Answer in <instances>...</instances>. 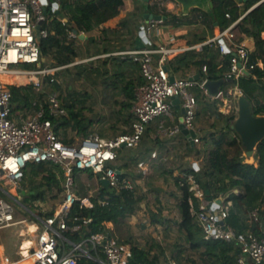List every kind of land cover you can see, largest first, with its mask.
Here are the masks:
<instances>
[{"label": "built area", "instance_id": "built-area-1", "mask_svg": "<svg viewBox=\"0 0 264 264\" xmlns=\"http://www.w3.org/2000/svg\"><path fill=\"white\" fill-rule=\"evenodd\" d=\"M49 6V0H0V232L24 225L31 236L30 248L22 251L23 257L19 261H14L9 256H0V264H17L25 259H31V264H79L81 258L100 264H129L133 257L131 246L120 243L114 237L95 234L80 243H74L65 237L66 233L78 232L91 223L90 218L80 217L72 218V223H69V213L76 202H80L84 208L93 206L91 198H81L74 191V173L91 171L102 180H107L109 187L133 189L131 182L122 178V172L116 166L119 151L123 148H135L142 140L147 126L158 118L173 117V97L180 99L185 110V128L197 132L195 118L198 100L192 90L198 88L209 96L205 87L207 80L175 78L171 82V74L165 65L171 49L160 47L157 50L144 48L133 51L130 55L140 65L143 83L135 89L132 132L113 138L91 133L77 142L63 141L55 131L51 117L66 116L67 110L59 92L47 91L46 85L49 81L61 86L62 81L57 73L64 67H40L41 50L36 32L38 24L46 20L44 9L48 10ZM58 6V3H52L54 11ZM227 17L230 15L227 14ZM160 22L152 20L148 24L145 30L147 39ZM232 29L233 26L209 42L216 43L223 55L230 49L225 38L235 39ZM40 34L47 37L44 30ZM156 53L161 54L158 64L153 56ZM230 53V67L224 76L225 80H238L257 68L264 70V64L251 62L246 46L238 45L235 52L230 50ZM32 65L36 68L29 69ZM202 70L207 73V66H203ZM2 76L26 77L28 85L35 92L45 94L38 102V108L27 114L14 115L11 85L1 79ZM237 93L242 94V91L237 90ZM225 94L224 91H219L214 98L221 99ZM160 128L166 131L164 125ZM180 131L181 126L178 124L166 132L172 136ZM188 139L194 144L201 142L199 135ZM30 163L54 164L62 169L66 177L65 198L56 213L46 220L32 213L36 221L34 226L26 218L17 217V208L10 201L14 199L19 203L16 196H21L19 190L23 189L25 171ZM139 166L142 167L143 164L140 163ZM187 179L192 183L191 190L194 191L195 198L200 201L198 208L192 201L190 203L192 214L203 230L204 239L207 242L220 241L236 245L240 251L238 264H264L263 205L258 204L246 216V222L249 226H256V230L238 233L227 222L229 208L233 204L230 202L228 207L222 204V200L207 199L194 176L188 175ZM87 242L91 244L89 250L85 248Z\"/></svg>", "mask_w": 264, "mask_h": 264}, {"label": "crops", "instance_id": "crops-1", "mask_svg": "<svg viewBox=\"0 0 264 264\" xmlns=\"http://www.w3.org/2000/svg\"><path fill=\"white\" fill-rule=\"evenodd\" d=\"M195 1L197 4L185 8L175 0H124L123 4L118 7V14L99 27L88 33H71L78 56L72 64L62 66L64 68L61 73L67 67H71L72 71L80 74V79H83L81 87H86V91L79 93L80 85L76 87L73 83L71 99L80 104L85 100L88 103L91 116L87 117L92 121L89 134L97 133L104 138H113L132 132L134 120L132 106L135 89L143 83V77L140 65L133 60L130 53L143 50L142 44L146 45L145 48L152 50L160 47L172 50L165 62L171 76L194 79L199 77L201 80L204 72L198 63L200 60L215 56L216 62L220 64L219 68L223 65L224 55L216 43L209 44V42L231 26L234 32V28L256 9L264 11L263 0H235L239 15L224 29H221L217 22H226V19L224 20L221 16L222 13L218 17L214 16L213 28L202 22V19L197 23L186 25L167 22L171 15L178 17L187 15L198 7L207 10L214 7V3L221 4L225 0ZM50 3H58L56 11L62 12L59 1ZM157 16L162 18L158 20L161 22L152 29L149 40L145 43L142 31L146 30L148 24L154 20L151 18ZM226 18L230 20L231 16L226 15ZM261 24L264 25V18L261 19ZM247 27L250 34H237L236 31L234 40L225 38L230 47L227 53H230V50L234 53L238 45H244L250 52L251 62L264 64V30L261 32V43H257L254 36L257 30L254 25L249 24ZM207 45H209L208 50L204 53ZM153 56L155 63L158 64L161 54L156 53ZM179 67L180 69L174 72ZM62 76L64 80L65 74L62 73ZM222 80L220 91L226 94L223 98H218L222 102L220 111L225 115L234 114L237 119L238 100L243 94L237 93L240 89L233 85L227 86L226 89L222 88L227 81L224 77ZM16 83L22 86L27 82ZM62 89L63 83L60 91ZM60 91L58 92L64 102ZM78 107L80 108L79 105ZM182 109L181 102L174 104L173 117L158 118L149 124L146 134L135 148H123L119 151L120 157L116 166L126 174L125 178L131 182L133 189H136V196L142 199L135 213L124 221L121 236L126 243L123 244L136 248L134 257L138 264H238L240 251L236 245L231 243L209 245L204 239V234L198 245L197 242L188 240L181 229L179 209L181 191L175 178L183 175L182 171L186 168L197 165L199 169L204 155L201 152L197 153V150L201 151L206 147L201 142L193 146L182 131L172 136L166 132L180 124L183 117ZM161 125H164L166 131L160 128ZM200 130L201 127H197L199 137ZM71 133V141L86 136H76L75 132ZM258 146L252 157H247L244 149V156L247 158L245 162L258 166L256 158ZM128 150L131 151L132 156L134 155L131 163L127 158ZM154 154L156 156H153ZM124 163L128 166L125 167ZM140 163L143 164L142 167L139 166ZM77 174L76 179L74 176L73 189L81 198L95 197L100 188L104 186L101 177L94 175L91 171H81ZM78 178L81 182L89 181L87 194L80 193L76 189L80 182ZM236 192L239 193L238 190ZM220 200L223 205H226L224 198L217 199V201ZM230 202L233 204L231 208H234V203ZM260 203L264 209V201L261 200ZM141 213H143L141 221L136 222L137 218L140 219ZM247 213L244 214L245 219ZM107 227L114 229L115 226L108 223ZM68 245L70 247V244ZM85 248L89 250L90 246L86 244ZM3 249V245H0V256H9L3 255Z\"/></svg>", "mask_w": 264, "mask_h": 264}, {"label": "trees", "instance_id": "trees-1", "mask_svg": "<svg viewBox=\"0 0 264 264\" xmlns=\"http://www.w3.org/2000/svg\"><path fill=\"white\" fill-rule=\"evenodd\" d=\"M49 1H59L62 6V12L54 11L50 3L47 10V18L41 29L47 32V37L44 38L41 34L37 35L43 68L72 64L78 53L75 49V42L72 39L71 33H88L99 27L118 14V7L123 4L124 0ZM220 13H222L221 16L224 20L226 19V22L216 21L219 22V27L224 29L231 21L237 19L239 15L235 0H225L221 4L214 3V7L207 10L198 7L190 14L180 17L171 15L167 22L176 25H186L197 23L202 19V22L207 23L210 28H213L214 16L218 17ZM227 14L231 16L230 20L226 18ZM263 18L264 11L256 9L234 28V32L237 31V34H250L247 25L253 24L257 30V34H254V36L257 43H261V32L264 30V25L261 24V19ZM64 19H66L65 22ZM208 46H205L204 53L208 50ZM230 60L231 53L225 54L221 68H219L220 64L216 62L215 56L200 60L198 62L200 67L207 66L208 68V72L201 75V80H222L229 70ZM179 69L180 67L175 69L174 72H177ZM62 73L68 76L66 89L68 92V98L66 99L68 101L66 103L63 102L67 115L59 118L51 117V119L55 126V131L63 141L69 142L72 140L69 129L75 132L76 136L87 135L90 133L92 121L85 116L83 109L78 107L80 103L71 99L73 83L80 79V74H75L71 67H67ZM229 85H233L242 91L243 96L247 97L251 102L252 110L257 116H264V70L257 68L250 72L248 76L241 77L238 80H227L222 88L226 89ZM60 87L59 84H52L47 81V91H60ZM10 90L12 92V111L14 115L35 111L38 108V102L45 95L35 92L30 85H11ZM193 93L198 100L195 124L196 127H201L200 140L206 146L204 150L200 151L198 149L197 153H203L204 159L198 170L193 166L186 168L182 171L183 175L175 179L181 191L179 205L181 229L188 240L197 242L200 245L199 241L203 238V230L192 214L190 203L192 201L194 206L198 208L200 201L195 198L194 191L191 190L192 183L187 179V176H194L195 181L204 190L207 199L224 198V201L228 200L234 203V208H229L227 222L238 233H244L246 230H256V226H248L249 224L246 222L244 214L260 204L261 200L264 201V141L259 144L257 150L256 158L258 159V166L245 162L247 158L244 156L241 139L232 129V125L236 121V115L223 114L220 111L222 103L220 99H212L198 88H195ZM126 153L131 163L134 155H131L130 150ZM34 165L33 168L28 166L25 171V177L30 176L33 180L38 176H42L45 183L36 186L33 190L34 193H27L26 196H29L34 202L44 201V191L49 193L54 186L57 188V194L53 196L54 199L63 200L60 195L64 192V188L57 177L58 174L53 171L56 165L50 163ZM124 165L125 167L128 166L125 163ZM125 177L126 174L122 173V178ZM41 187H45L46 189L43 190ZM237 190L239 193L236 192ZM208 191L210 194L207 193ZM91 200L93 203L91 208H84L80 202H76L69 213L70 224L74 217L90 218L91 223L83 226L78 232L66 233L65 237L74 243H80L95 234H105L114 237L120 243H126L125 239L121 236L124 221L135 213L138 204L142 201L141 198L136 196L135 190L123 187L107 188L102 186L98 194L92 197ZM54 210L55 207L50 212L40 211L35 214L46 220L54 216ZM262 216H264V209ZM108 223L114 224V229L107 227ZM220 243L227 244L220 241L208 242L209 245L212 244L213 246H217ZM86 244L91 249V244L88 242ZM132 251L133 257L129 264H138V261L134 257L136 248H132ZM79 264L100 263L88 258H81Z\"/></svg>", "mask_w": 264, "mask_h": 264}, {"label": "rangeland", "instance_id": "rangeland-1", "mask_svg": "<svg viewBox=\"0 0 264 264\" xmlns=\"http://www.w3.org/2000/svg\"><path fill=\"white\" fill-rule=\"evenodd\" d=\"M40 67H42V65L40 64ZM33 69L36 68L35 65L29 66V69ZM57 77L62 81L63 83V89L62 91H60V93L62 94L63 100L66 103L68 100L66 99L68 92H67V78L68 76L64 77V80L62 79V73L61 71L57 73ZM83 82V79H80L79 81L77 80L75 83V86L77 87V85H80L79 87V93H83L86 91V87H81V84ZM10 85H17L20 86V84H17L16 82H7ZM28 85V83H26ZM26 84L22 85L25 86ZM76 90V88L74 89ZM78 92V91H77ZM80 108L83 109L85 116H91V113L88 110V103L83 102L81 104H79ZM69 132L71 134V129H69ZM72 135V134H71ZM74 136V134H73ZM81 138H77L75 139V141H79ZM30 168H33L35 165L34 163H30L29 164ZM54 172H56L58 174V179L60 182H62V187L64 188V192L60 195L61 199L64 198L66 191H65V181H66V177L64 176V172L62 171V169L58 166L54 167ZM78 173V172H77ZM76 172L74 173L75 179L78 177V174ZM62 178V179H61ZM79 179V178H78ZM87 180V178L85 179ZM90 180V179H89ZM80 181V179H79ZM41 183H45V180L43 179L42 176H38L36 179H33L30 176L25 177L24 182H23V190L27 191V193L33 194L34 193V188L36 186H39V184ZM64 184V186H63ZM89 181H80L78 184V188L76 187V189L80 192L84 194H87L88 190H89ZM42 188V187H41ZM43 190H45L46 188L43 187ZM136 190V189H135ZM45 192V200L44 201H36L34 202L29 196H20L17 195V199L19 200V203L16 202L14 199H10V201L16 206L17 208V217L18 218H26L28 220V222L31 225H36V221L35 218L33 216L32 213H39L41 210L42 212H50L52 209L55 210L54 212L56 213L60 203L63 200H55L53 196H55V194H57V188L56 187H52V190L48 193L46 191ZM79 194V193H78ZM56 204V206H55ZM226 206L229 207V201L226 200L225 201ZM143 216V213L140 214V219L137 218L136 222H138L139 220L141 221V218ZM130 217V216H129ZM128 217V218H129ZM128 220V219H127ZM133 221V219H132ZM135 222V220H134ZM30 240H31V236L30 233L28 231V229L26 228V226L24 225H18L16 227L4 230L2 232H0V245H3L4 247V252L3 255H9L11 257L12 260H18L21 259L23 257V255L21 254L22 251L24 249H29L30 248ZM1 251V250H0Z\"/></svg>", "mask_w": 264, "mask_h": 264}, {"label": "water", "instance_id": "water-1", "mask_svg": "<svg viewBox=\"0 0 264 264\" xmlns=\"http://www.w3.org/2000/svg\"><path fill=\"white\" fill-rule=\"evenodd\" d=\"M175 1L182 4L185 8H189V7L197 4V2L195 0H175ZM241 1H243V0H241ZM44 14H45V16H47V8L44 9ZM151 19L158 21L162 18L157 16L154 18L152 17ZM43 23L44 22L41 21L36 28V32H37L38 36L40 35V30L42 29ZM142 35L144 37L143 39H144L145 43L148 42L145 30L142 31ZM141 47L145 48L146 45L142 44ZM196 79L199 80V77ZM170 80H171V82H174L175 76H171ZM222 83H223V80H219V81L207 80L205 87L209 91V95L211 97L217 96V94L220 91V87H221ZM171 100H172L173 104H179L181 102L179 98H175V97L171 98ZM184 112H185V110L183 108L182 113L184 114ZM183 122H184V118L182 117L180 120V126H181L182 133L185 136H187L188 138L196 137L198 135L197 132L190 131V130L186 129ZM232 129L240 137L241 142H242V146L246 151V156L247 157L254 156L255 150H256L258 144L264 140V116H257L253 112L251 102L245 96L239 97V100H238V118L236 119V121L232 125ZM190 142L193 146H195V144L193 143V141L191 139H190ZM195 168L198 170L197 165H195ZM102 183L104 184L105 187L109 188V183L107 180H102ZM207 193L210 194L209 191ZM19 194L21 196L22 195L26 196L27 192L23 189H20ZM210 200L212 201L213 198H210Z\"/></svg>", "mask_w": 264, "mask_h": 264}, {"label": "bare ground", "instance_id": "bare-ground-1", "mask_svg": "<svg viewBox=\"0 0 264 264\" xmlns=\"http://www.w3.org/2000/svg\"><path fill=\"white\" fill-rule=\"evenodd\" d=\"M1 79H3L5 82H22V84L27 82L26 77H22V76H2ZM32 260L31 259H25L22 260L20 262H18L17 264H31Z\"/></svg>", "mask_w": 264, "mask_h": 264}]
</instances>
